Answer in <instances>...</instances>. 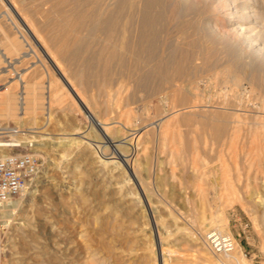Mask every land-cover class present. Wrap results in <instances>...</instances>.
<instances>
[{
  "label": "bare ground",
  "instance_id": "obj_1",
  "mask_svg": "<svg viewBox=\"0 0 264 264\" xmlns=\"http://www.w3.org/2000/svg\"><path fill=\"white\" fill-rule=\"evenodd\" d=\"M31 3H32V0L31 1L30 0L29 1L28 0H0V33L6 36L5 33H6V30L8 29V30H14L15 34L19 33L20 36L22 35V31H24L25 33L27 32L26 34L29 33L33 37H35V41L37 42L36 48L39 47L41 49H44L45 51L44 55H46V57L48 58L49 64L51 63L52 69L59 74V77H61L60 80L62 81V83L64 81L67 88L75 95V97L77 98V101L79 102V105H81L83 112L87 114L86 118H89L91 122L95 124V126L104 136V138L107 139L108 144L117 146V150H115L114 155L111 158L106 159L105 156H103L105 159L104 158L99 159L98 157L97 159L99 161H96L97 159L95 160V162L98 163V168L101 171L105 172L106 174V177L102 179L104 180L103 182L106 183L105 185L106 190L103 191L105 193L103 194L104 196L103 195L102 196L103 197L107 196L106 197L107 199L113 198V204H106L107 206L104 208V211L101 214L97 215L95 219L97 223L96 225L97 231L95 232V237H92L90 232L87 229H84L85 227L83 229L81 228L80 234L79 233L77 234L79 235L78 237H79V240L82 246L81 249L83 250L81 252H82V255L84 256L82 258L83 261H80V262H76V260L74 259L75 257L74 258L72 257L76 262L75 264H170V259L172 258V255H174L173 254L174 251L171 250V244L175 243V245L179 246L180 244H184V243H189V244L192 243L198 248L197 250L199 252L208 251L207 249H210V247L207 244L205 235H206V232L210 230V228L214 230H218L219 232L223 234L230 235L229 221L224 211L221 213V215L219 214V216L218 215H215V216L212 215V217L210 216L209 219L208 217L206 218L204 214L199 215L198 213V215L194 219L193 225H191L192 229L189 230V232L184 231L183 228H180L178 226L179 221H178V218L175 216V214L173 215L172 213H170V219H169L171 222L170 223L171 225H170L169 222L167 221L168 218L165 219V216L164 218H162L163 216L162 217L159 216L158 212L160 210L158 208H155L158 210L150 209L147 212L146 207H148V205L152 206V204L150 203H153V202H150V198L148 199L146 197V191H147L145 187L146 181L144 182V179L142 177L143 174L141 175V168H140L141 166L139 167V164H137V161H136L137 159L140 158V156L137 155L139 154L138 146L140 145L139 144L140 138L134 139V136L137 134L139 136L143 134L147 135L146 132H149V129H146V127H148L149 125L144 126V129H139L137 131L134 129H131V130L136 131V133L141 131L140 133H137V134L133 133V138L127 139L128 136L122 138L121 134L127 135V133L129 132L128 130L126 131L122 130V132L124 131V133L119 134L121 135V137H118L117 133L121 131L122 127L121 128L119 127L120 131L117 132L116 129L118 128H115V127H118V126H115L112 128L110 127L111 126L110 123H108V121L112 118L109 119V117L108 118L105 117L104 118L105 120L106 119L107 120L109 119V120L102 121L101 119H99L100 118L99 116H98L99 118L95 116L97 114L92 113L94 109L91 108V106L93 105L95 106L97 104L96 100L92 98L91 99L92 103L91 102H90L91 104L87 103L84 99L85 97L84 95L86 93L84 92L85 94L83 95L82 94L83 92H81V91L86 90V88L89 85L88 83H90L88 81L83 82L84 81L83 78H86L87 80V78H89L90 75L89 73L88 74L83 73L80 70L81 68H78L76 66L74 67L73 63H71V62H74L75 60L74 58L76 57V55H78L77 50L75 51V49L73 48V43L71 42L73 40H74L73 42H78V41L81 42V39H82V42L85 48L88 49V51L93 50L98 53L97 60L96 59L94 60L98 61L99 65H101L99 68L102 67L101 70L103 69L102 74L99 76L100 77L99 84H101V87L102 86L106 87L107 84L109 83V80H112L110 79L111 78L110 66L113 63H115L114 66L116 65V68H118L117 72L115 73L116 75L115 79L117 78V75H120V76L125 75V77L127 76L128 78L129 77L128 72H126L127 74L126 73L122 74V72L124 71V69L127 71L130 68L131 72L129 70L128 71L131 73L130 74L131 78L130 77L129 78L133 80L134 85L137 87L139 86L142 78H144L145 81H148L149 79L152 80L151 78H149L150 76L148 75L149 71L148 72L145 71L146 73L143 76L140 75L139 72H140L141 66H143V69L152 67L151 70L153 69L154 71L153 72L154 75L152 73L153 77L163 76L162 79L164 78L163 79L164 84H166L167 86L168 85L170 86L169 87L170 89L169 97L170 98L169 97L168 98L173 104L172 105L171 103H169L172 106V110H173L172 113L175 117L180 118V120L184 122L183 124L188 128V130L184 133L182 132L180 133V130H179V133L176 135H174V132L176 133V131L173 130L172 133L174 137H172L168 135L170 134L168 130L170 128V125H169L170 123L168 122V120H165V121L161 120L159 121L160 125L158 126V129L156 131L154 130V133L152 134L153 136L155 135L157 139L159 138L163 140V142H166L167 140H169V136L172 137L170 138L171 141L175 137L178 138L179 143H181L179 139H183L184 143L183 142L181 143L182 147L180 144L178 145H180V148H181V155H183V157L186 156L184 157L185 159L183 158L184 160L186 159L191 160V161L194 160L193 152L195 151V149H198L197 144L199 141H202L203 143H205L206 140H209V142L210 143L212 142V144H215V143L218 144L220 140H221V143H223L224 140L222 141V139H225V140H228V143L229 142L233 143L238 138L237 134L239 136H242V134L244 133L243 134L244 136L242 137H244L245 139V144L243 145L244 146L246 145L245 148L247 147V154L250 156V158L253 161L254 159L252 155L250 154L251 153L250 151L252 150V148L254 150V147H256L257 148L256 150L258 151L257 152L258 160L261 163L264 161V0H55V2L52 3L51 5L52 7L51 9H49V11L45 10L44 12L43 10V12H41L39 15L37 12L40 11V9H37V11H35L34 8L30 6ZM64 5H67V9L62 8V6L64 7ZM41 8L43 9V6ZM50 16H54L56 17V19H54L49 25L48 22L53 19V17H50ZM35 17L39 19L44 18V22L46 19L45 23L49 25V28L44 26L46 27L44 30L43 27L42 28L40 26L37 27L35 22H37L38 24V21H42L41 23L39 22L40 24H42L43 20L36 19L38 21H35L34 19ZM47 19H51V20L47 22ZM189 20H191V22ZM164 21L167 23V25H169V28L178 27L176 29L181 30V31L180 30L178 31L179 38L176 37L178 39L174 43H170V44L167 43L166 38H165V41L162 40L163 42L157 41L158 38L156 37L157 33L155 32V30L158 26L162 25L161 23H163ZM195 22H197L198 25ZM48 29L51 30V33H53L56 37L54 35L53 36L56 39H58L57 42L59 45L55 43L54 41H53L54 43L52 44L54 45L57 44V47L60 46L59 50H63L60 48L61 46H64L66 43L64 42V39H67L65 36L69 37L68 39H72V41L71 40L67 41V43L69 42L71 44L69 46V49H72V48L74 49L70 57V59L72 58L73 60L67 63V65L69 64L68 67L67 65L63 66L66 61L65 62L63 60L61 61V59L56 57L57 53L55 52H58L59 51L58 49H55L56 51L54 52L51 49V52H50V47L44 46L46 38L44 37V35H41V34L43 30L46 31ZM176 29H173V30H176ZM191 30L196 31V33H198L200 36L199 37L200 46L198 45L199 49L197 48V50L195 49L196 48L195 39L193 38L194 40L192 39V41L187 40L189 39V36H187L186 33H189V32L193 33V31ZM179 32H183L184 36L180 35ZM196 33H193V34L197 36ZM3 35H2V42L4 43L5 46L3 45L4 47H2V49L6 47V53L11 52L12 50L14 52V50L16 49L20 50L22 47H26V46H29V48L33 50V48L29 45L30 44L29 40L27 41L25 37H24V40H22V42H18L16 40L8 42L9 39L4 38ZM18 35L16 37H19ZM176 35H177V32H176ZM180 36H183V37H180ZM51 37H52V34L50 38ZM54 37L53 39H55ZM43 38H45V40ZM53 39H50V40L52 41ZM23 42H25V45H22ZM48 43H51V42H48ZM48 43H45V45H47ZM214 46L219 48V54H221L222 57L225 56L226 60L224 59L223 60L224 62L222 61L223 63L220 64L218 68L216 67V70H213L214 72L217 71L215 72V74L212 71L213 76L211 75V77L212 78L214 77L213 78L214 81L216 80V83L218 84L220 83L223 86L224 84L226 86L228 84L230 86L229 89L231 92L230 94L231 98L229 97V100L233 101V104L230 101L231 104H228V105L202 106L200 104L201 105L200 106L198 104L200 103L199 101H201L202 96H200L199 98V94H198L199 92L197 93L198 95H194L196 93L192 94V96L194 95L195 98L194 97L192 98V96L189 97L188 94L190 92H187L185 90L186 86H183L181 84L177 85L176 82L179 81L181 77L184 80L185 79L184 77L189 76L188 73L190 72V69L191 70L194 69L193 70L194 74L197 73L198 69H202V72H203L204 66L208 62L207 60L211 57L210 56L209 58H207V54L208 53L210 54L209 51L213 49ZM46 49L49 51V53L48 51H46ZM194 50H196V52ZM71 51L72 50H70L69 52ZM52 52L55 54H53ZM153 53H156L155 56H152ZM59 54H61V52ZM83 57H86V55ZM86 59L88 58L86 57ZM40 60H41V57H40ZM198 60H201L202 62L198 63ZM68 61H69V58L67 62ZM209 62H212V60L211 61L209 60ZM94 63L92 64L89 63L88 65L85 64V66L86 68L94 67L95 69V65L97 64L93 65ZM125 65H127V67L129 68L126 69ZM7 67H10V65H8ZM113 68L116 69L115 67ZM164 69L166 70L163 72ZM4 71L8 72L9 70L3 69L2 72ZM98 71H100V69ZM113 71L115 72V70ZM97 74L99 73L97 72ZM48 75H49V82L47 81V83L49 85V89L47 90L49 91V93L48 92L47 93L49 97H48L47 103L43 102L45 101L44 99H46L47 97V96L45 97V92H42V89L40 88L41 86L38 88L36 84H32L36 86L34 87L32 85H28L26 82L27 85L26 84L23 85V91L21 93L19 92L17 95L13 87H10V88L6 87L4 91H2L0 88V120L2 119V117L15 116L16 113L17 115H24V114L34 115L38 113L39 111H43V110L48 111L49 113L50 104H52V102L54 103L57 102V104H61L62 101L64 100V96H63L64 93L62 92L63 95L59 93L60 83L58 84L57 79H53L49 73ZM17 76L20 77V78L18 77V80L21 81L22 75L16 74V77ZM195 77L197 76L195 75ZM211 77L210 79H212ZM127 78H125V81L127 80ZM197 78H195V80ZM121 79L119 78V80ZM123 80L124 79H122V81ZM74 81H76L78 85L74 83ZM125 81H123V83ZM128 81H130L129 83H132L131 80L128 79ZM196 81L195 83H197ZM192 83H194V81ZM192 83L190 85H192ZM245 84H247L248 86L244 87ZM48 85H46V88ZM189 89H192V88L189 86ZM140 91L143 92V90H140ZM160 91L162 90L160 89ZM166 92L168 93V90ZM246 93H248V95L245 96V101L248 102V101H251V99L254 100L253 102H256L255 100L259 101L258 105L254 103L257 105L254 107L256 109V112H252L251 110H249V107H248L249 105L244 104L243 96L246 95ZM105 94L106 93H104L103 96H105ZM90 95H94V94H90ZM112 95L114 94H111V96ZM166 97L167 96H165V98ZM197 98L200 99L198 101L199 103H197V105L195 103L192 105L193 101L196 100ZM74 99H73V102H74ZM108 99L109 98H106V100ZM103 100L105 99L103 98ZM108 101H106L107 103H105V101L102 102L104 103L103 106L110 104V106L109 105L108 106L111 108L113 104L109 103ZM73 102H72V105L75 104ZM53 106L55 105L53 104ZM240 106L242 107V110L240 109ZM105 107L107 106H104V108ZM109 107H107V109ZM238 108L240 110H238ZM70 109L72 110L71 107ZM90 109H93V110L91 111ZM97 109L99 111L101 107L100 109L99 108ZM113 109H110V110L112 111ZM74 110L76 109L73 108V111ZM104 110H103L104 113L99 112L100 116L101 115H103V117L104 115L109 116L113 112L114 114H116L115 113L116 110L113 112H110V110H108L110 114L106 110V108ZM96 111L94 110L95 113ZM107 112L108 114L106 115ZM122 115L125 116L124 113ZM129 115H130L128 117L129 119L127 117L126 118L128 119V121H131L132 119L131 113H129ZM115 116L114 118H116ZM21 118H23V116ZM24 118H27V117L25 116ZM144 119L143 121H140V122H145ZM177 121L179 122V119ZM109 122H112V120ZM145 123L143 124L145 125ZM153 123H156V122H153ZM124 125L127 126V122ZM24 126H25V122H24ZM130 126L132 125L130 124ZM140 126H141L140 124H139V127L136 125L137 129L141 128ZM128 127L129 126H127L126 128ZM148 128H150V126ZM114 129L117 132L115 133L117 135L116 138H114L113 135L115 134L112 132V130L115 131ZM77 130L74 134H79V133L81 134V127H79V129ZM132 132L133 131H130L129 133L132 134ZM239 132L240 133L243 132V133H241L240 135ZM30 133H32V131H30ZM111 133L113 134L112 135L113 137H111ZM21 135H14L12 141L20 142L24 149L27 148L29 143H31L33 147L36 144L40 145L41 142L43 143L45 141V140L42 141L43 139H41V140H36L35 142L33 139H30L28 136H23V135L21 136ZM242 137H241V140L243 141ZM73 141L74 139H69V141L67 142V145L65 144V142H60L59 147L63 148V145H66L69 147L70 150L79 149L80 151L81 149L79 148L80 142L74 143ZM1 142H3V140H0V157L8 155L11 152L10 148L6 147L7 145ZM84 145L87 146L86 143ZM84 145L82 144V146ZM128 145L133 147V150H134L133 156L128 155V154L126 155L124 153V152L129 151V148L127 147ZM229 145L231 146L232 144H229ZM88 146L92 147L90 144ZM88 146L85 149L82 148L84 150L82 152V155H85L87 157V160L91 161L94 159L92 156L94 154V151L92 150V148H89ZM69 149L66 150L65 148L66 155L68 152L70 153ZM36 150L37 149L34 148L32 151H36ZM177 151L179 153L180 150L178 149ZM196 152L198 151L196 150ZM130 153L131 152L129 151V154ZM111 154L113 153L110 152V155ZM179 155L180 154H178V157ZM94 156L96 157V155ZM137 156L139 158H137ZM191 161H188V162L191 163ZM261 166L262 164H260V167ZM66 167L68 169V166ZM260 171H262V174H264L263 166L261 167ZM196 172H200L199 176L201 175L205 176L208 174H212L213 171L208 170L204 172V171L199 170ZM128 173L131 175V177H133V180L135 183H131L133 182V180L132 178L129 177ZM81 177H84V176L81 175ZM82 184H83V181H82ZM134 184L135 186L139 187V189H141V192L143 193V197L142 196L138 197V193L134 192V190L136 191V187H132ZM78 192L79 191H77L76 193ZM81 195L82 193L79 194L80 198L85 199V196L81 197ZM232 196H236V195L234 194ZM141 197L143 198V200L141 199ZM239 200L241 202L242 207L245 209H248L250 207L254 208L256 207L255 206L256 204L258 205L261 202L260 200L255 201V198H248V197H244ZM232 202L233 201L231 200V204ZM10 203L11 202L7 203L5 207L7 208V205H9ZM262 207H264V205ZM150 208H154V207L152 206ZM135 212L137 213V216L139 217L142 214L145 216V218L150 217L149 219L148 218L146 219L147 223L143 220L145 222V225H143V228L140 227V225L138 228L133 227L134 226L133 219L135 218L132 217V214ZM169 212H170V209H169ZM5 213H7V211H4V217H7ZM150 222L153 223V227L150 224ZM4 224L7 225L8 221H5ZM172 225L174 226V229L173 228L171 229ZM154 230L158 236L157 243L159 245V248H156L155 244L151 243V240H150L151 235L154 234L152 233V231ZM54 239L56 238L54 237ZM142 241L145 246L144 248H142L143 250H141L140 252V249H139L140 247L138 248V243ZM164 245L165 247L166 246L167 247L164 248ZM210 251L212 252V254L211 252L210 253L202 252V254L199 257L200 260H203L207 263L209 262V264H252L246 260L245 255L242 252V248L239 245H236L235 250L230 254H215L211 249ZM209 254H211L212 256ZM221 258H223V260ZM143 260L146 262L143 263ZM21 264L23 263L21 262ZM38 264H45L44 259L43 260L41 259V261H39Z\"/></svg>",
  "mask_w": 264,
  "mask_h": 264
},
{
  "label": "rangeland",
  "instance_id": "obj_2",
  "mask_svg": "<svg viewBox=\"0 0 264 264\" xmlns=\"http://www.w3.org/2000/svg\"><path fill=\"white\" fill-rule=\"evenodd\" d=\"M53 2H55V0H47V2L46 0H32V3H31L32 5L30 4V6H32L35 11H37V9H40V11L37 12L39 15L41 12H43V10L44 12L45 10L49 11V9H51L52 7L51 5ZM42 6H43V9L41 8ZM62 8L67 9V5H64V7L62 6ZM36 17L34 18L35 21L43 20V23H42L43 25L40 24L42 21H38V24L37 22H35V24L37 25V27L38 26H40L41 28L43 27L44 30L46 27L49 28L50 23L54 19H56V17L50 16V17H53V19L52 18H51L52 20L47 19V22L51 20L48 22L49 24L48 25L47 23H45L46 19L44 22V18L39 19ZM189 21L191 22V20ZM161 24L162 25L158 26L159 28L157 27L155 30V32L157 33L156 37L158 38L157 41L158 42H161L162 40L165 41V38H166L167 43L169 44L174 43L179 38L178 31L180 29L177 30L176 28L178 27L169 28V25H167L165 21ZM167 26L169 29L167 28ZM173 29H176L177 31ZM44 30H43L44 33L42 32L41 35H44V37L46 38V41L49 40L48 42H51V43H48L45 41V43H48V44L45 45L44 43V46H47V47L49 46L50 52H51V49L53 52L56 51L55 49L59 50L60 46L57 47L58 39L55 38L56 36L53 33H51V30L49 29L46 31ZM175 31L177 32V35ZM26 33L22 31V35L20 36L19 33L15 34L14 30H8V29L6 30V33H5L6 36L0 33V46H1L0 47V88L1 90L4 91L6 87L8 88L13 87L17 95L19 92L21 93L23 91V85L26 84V82L28 85L36 84L38 88L41 86L40 88L42 89V92H45V97L46 96L47 97L46 99H44L45 101L43 102L47 103L48 97H49L48 96L49 91L47 90L49 89V85L47 83V81L49 82V75H48L49 73L53 79H57L58 84L60 83L59 93L61 95H63L64 93L63 95L64 100L62 101V103L60 102L61 104H57V102L55 103L52 102V104H50L49 113L48 111H45V110L39 111L38 113L34 115L32 114L31 115L29 114L28 115L26 114L17 115L16 113L15 116L2 117V119L0 120L1 126L15 128L20 131L19 135L22 134L23 136H28L30 139H33L35 142L36 140H41V139H43L42 141L45 140L43 143L41 142L40 145L36 144L35 146L31 147L30 150H28L27 152V153H32L36 155L37 158L39 159L40 167H39V173L37 177L30 184V186L28 187L25 193H23L22 195L16 197L15 199L11 201V203L9 204L10 207L9 205H7V208L4 207V211H7V213H5L7 217H4V212H3V220L8 221V224H7L8 226L4 224L6 240H5V247H4V258H3L2 264H12V263L21 264V262L23 264H38L39 261H41V259L42 260L44 259L45 264H58V263L59 264H75L76 262L83 261L82 258L84 256L82 255V252H81L83 250L81 249L82 247L81 242L78 237L79 235L77 234L78 233L80 234L81 228L83 229L85 227L84 229H87L90 232L91 236L95 237V232L97 231V226H96L97 223L95 219L97 215L101 214L104 211V208L107 206L106 204H113V198L107 199L106 198L107 196L103 197L104 196L103 194L105 193L103 191L106 190L105 189L106 183L103 182L104 180L102 179L106 177V174L105 172L101 171L98 168V163L95 162V160L98 157L99 159H103L104 158L103 156H105L106 159L111 158L114 155L115 150H117V146L108 144L107 139L104 138V136L95 126V124H93V122H91L89 118H86L87 114L83 112L81 105H79V102L77 101V98L75 97V95L67 88L64 81L62 83V81L60 80L61 77H59V74L52 69L51 63L49 64L48 58L46 57V55H44L45 54L44 49H41L39 47L36 48L37 42L35 41V37H33L29 33H28L29 34L28 36V34ZM50 33L52 34L51 38H50L51 36ZM193 33H196V31H193ZM193 33L192 32L186 33L187 36H189V39L187 40L192 41V39L194 38L196 41L195 49L197 50V48L199 49L198 45L200 46V42H199L200 36L198 33H196L197 36H195ZM179 34L184 36L183 32H179ZM2 35L4 38L9 39L8 42L15 41V40L18 42H22V40H24V37H25L27 41L29 40L30 44L29 43L28 44L33 48V50L30 49L29 46H26V47H22L20 50L16 49L14 50V52L12 50L11 52L6 53V47L2 49V47L5 46L4 43L2 42ZM17 35L19 37H16ZM183 36H180V37H183ZM53 37L55 39H53ZM65 37L67 38V39H64V42L66 43L65 45L64 44L63 45L65 47L61 46L60 49H63V50H59V51L57 50L58 52H55L57 53L56 57L61 59V61L62 60L64 62L66 61L65 64L63 62L64 65L62 64L63 66H66L67 63L73 60L72 58L70 59V57L74 49L75 51L77 50L78 55H76V57L74 58L75 59L74 62H71V63H73L74 67L76 66L78 68H81L80 70L83 73L85 74L89 73L90 75L89 78H87V80L86 78H83L84 80L83 82L85 81L90 82L88 83L90 86L88 85L86 90L81 91V92H83L82 93L83 95L86 93L84 95L85 96L84 99L87 103L91 104L92 98L96 100L97 104L95 106L90 105L91 108H93L95 111L97 110L95 113L93 109H90L91 111L93 110L92 113L97 114L95 116L96 117L99 116L100 118L99 117L98 118L101 119L102 121H108L110 118H112L109 121L112 120V122L115 123L116 125L108 121V123H110L111 125L110 127L113 128L115 126H118V127H115V128H118L116 129L117 132L120 131V128L122 127L120 132L117 133L115 129H114L115 131L112 130V132L114 134L117 133L118 137H121L122 135V138L126 136H128L127 139L133 138V133H136L137 130L144 129V126H147V125L150 126V128H148L149 126L146 127V129H149V132H146L147 135L143 134L139 136L137 134L141 132L139 131L136 133L137 135L134 136V139L140 138L139 139L140 145L138 146L139 154H137L138 156H140V158L137 156V158L139 159H137L136 161H137V164H139V167L141 166L140 167L141 175L143 174L142 177L144 179V182L146 181L145 187H146V190L148 191V192L146 191V197L148 199L150 198V202H153L150 204H152V206L154 207V208H150L152 206L148 205L149 208L146 207L147 212L150 209L154 210L155 208H158L160 210L158 212L159 216L160 217L163 216L162 218H164L165 216V219L168 218L167 221L169 222V224L171 223L169 220L170 213H172L173 215L175 214V216L178 218V221H179L178 226L180 228H183L184 231L189 232V230L192 229L191 225H193L194 219L198 215V213L199 215L204 214V216H206V218L208 217L209 219L210 216L211 217L212 215L219 216V214L221 215V213L224 211L229 221L230 235L236 241V245H239L242 248V252L244 253L246 260L252 264H264V207H262L264 205L263 204L264 202V174H262V171H260L261 167L262 166L264 167V161L261 163L259 162L258 156H257L258 151L256 150L257 149L256 147H254V150L252 148V150L250 151L251 152L250 154L252 155L254 159L252 161L250 156L247 154V147L245 148L246 145L245 146L243 145L245 144V139L244 137H242L244 136L243 135L244 133L241 132L243 133L242 136H239L237 134L238 138L233 143H230V142L228 143V140H225V139H222V141L224 140L223 143H221V140H220L218 144H216L215 142H213L215 144H212V142L210 143L209 140H206L205 143H203L202 141H199L197 144L198 149H195V151L193 152L194 160L193 158H192L193 161L188 160V159H186L187 161L184 160L185 159L184 157L186 156L183 157V155H181V148H180V145L182 147L181 143L182 142L184 143V140L179 139L181 142L179 143L178 138L175 137L174 138L175 141L174 139H172L171 141L170 138L174 137L172 133L173 130L176 131V133L174 132V135H176L179 133V130H180V133L181 132L184 133L188 130V128L183 124L184 122L180 120V118L175 117L172 113L173 111L172 106L169 104V103L172 104V102L169 100L170 98L169 97V90H170L169 87L170 86L169 85L167 86L166 84H164V81H163L164 78L162 79L163 76L153 77L154 71L153 69L151 70L152 67L143 69V66H141L142 68L140 67V72H139L140 75L143 76L146 72L149 71L148 75H150L149 78H151L152 80L149 79L150 81L149 80L145 81L144 78H142L139 86L137 87L134 85L133 80L130 79L131 70L129 67H127L128 64L125 65V68L126 69L129 68L128 70L130 72L124 69L122 74L128 72V76L130 78L129 77L127 78V76L125 77V75L123 76L121 74L122 76L117 75V78L115 79V76H116L115 73L117 72L118 68H116V65L114 66L115 63H113L110 66V70H111L110 79L112 80H109V83L107 84L106 87H103V86L101 87V84H99V80H100L99 76L102 74L103 69L101 70L102 67L99 68L101 65H99L98 61H96L98 57L97 55L98 53L93 50L88 51V49L85 48L81 38H80L81 42L80 41L73 42L74 40L72 41V39H68L69 37L67 36ZM45 38L43 39L45 40ZM49 38L53 40L51 41ZM70 40L72 41L71 43H73L74 49L72 47H70L72 49H69V46L71 44L69 42L67 43V41H70ZM53 41L57 44L55 45L52 44L54 43ZM22 45H25V42H23ZM213 49L209 51L210 54L209 53L207 54V58L211 56L210 57L211 59L209 58L207 60L208 62L204 66L203 72H202V69H198L197 73L194 74L193 73L194 69L193 70L190 69V72L188 73L190 77L189 76L184 77L185 78L184 80L181 77L180 80L176 82L177 85L181 84L183 86H186L185 90L187 92H190L189 94L187 93L189 97H191L192 94L194 93H196L194 95L199 94V98L200 96H202L201 101H199L200 99L197 98L196 100L193 101L192 105L194 103L197 105V103L199 102L200 103L198 105L201 104L202 106H213V105L222 106V105L231 104V102L233 104V101L229 100V97L231 94L230 89H229L230 86L228 84L227 86L225 84L223 86L220 83L219 85L218 83H216V80L214 81L213 79L214 77L213 78L211 77V75L213 76L212 71L216 70V67L218 68L219 65L222 64L224 62L223 60L226 58L225 56L222 57L221 54H219L218 47L214 46ZM68 50L69 51L72 50V51L69 52ZM196 50L194 51L196 52ZM46 51L48 50L46 49ZM60 52L61 54H59ZM155 54L156 53H153L152 56H155ZM85 55L88 59H86V57H83ZM40 57H41V60H40ZM68 58H69V61L67 62ZM209 60L210 61L212 60V62H209ZM8 61L13 64V68L7 67ZM201 62H202L201 60H198V63H201ZM89 63L91 64L94 63L93 65L97 64L95 65V69L94 67L86 68L85 64L88 65ZM111 67L112 68L115 67L116 69L114 68L112 69ZM98 68L100 69V71H98L99 70ZM3 69H8L9 71L2 72ZM113 70H115V72ZM165 70L166 69H164L163 72ZM97 72L99 74H97ZM16 74L22 75L21 81H19L16 78ZM195 75L198 78L195 77ZM118 77L120 79L121 78L124 79L123 81H125V78H127V80L123 83L122 79L119 80ZM210 77L212 79H210ZM195 78H197L196 79L197 81L195 80ZM128 79L131 80L132 83H129L130 81H128ZM193 81L194 83H192ZM195 81L197 83H195ZM74 83L77 84L76 81H74ZM191 83L192 85H190ZM63 84L66 86V88ZM46 85H48L47 88H46ZM245 85L244 87L248 86L247 84ZM32 86L36 87L35 85H32ZM189 86L192 89H189ZM138 89L143 90V92ZM160 89L162 91H160ZM167 90H168V93L166 92ZM89 93L94 94V95H90ZM104 93H106L105 96H103ZM110 93L114 95L111 96ZM194 95L192 96V98L194 97ZM247 95L248 93H246V95L243 96L244 104L249 105L248 106L249 110H251L252 112H256V109L254 107L258 105L259 101L255 100L256 102H253L254 100L251 99L252 102L248 101L250 102L248 103L247 101H245V96ZM65 96H67L68 99ZM165 96L167 97L165 98ZM103 98L105 100H103ZM106 98H109L108 99L109 101L106 100ZM73 99H74V102H73ZM104 101L105 103H107L106 101H108L109 103L113 104L111 108L109 107L110 104H108L109 106L108 105H104V106H107L110 109L114 108L111 111L109 108L107 109V107H105L106 110L107 111L110 110V112H113L116 110L115 111L116 114H114V112L110 114V112L108 111L110 114L109 116L107 115L108 112L106 113L107 116L105 115L104 117L103 115L100 116V113L102 112L104 113L105 111L104 110L105 108L103 106L104 103H102ZM72 102L75 104L72 105ZM254 103H256L257 105ZM53 104L55 106H53ZM70 107L72 108V110L70 109ZM73 108L76 110L73 111ZM97 108H99L100 110L98 111ZM240 109L242 110L241 106H240ZM240 109L238 108V110ZM123 113L125 116L122 115ZM129 113H131V118L133 119V120L131 119V121H128L129 119L128 117L130 116ZM22 116L23 118H21ZM25 116L27 118H24ZM114 116L116 118H114ZM105 117L106 118L109 117V119L105 120L104 119ZM176 118L177 120L179 119V122L176 120ZM143 119L148 124L145 122H140V121H143ZM161 120H164V121L168 120V122L170 123L169 124L170 128L168 129L170 134L168 135L172 137L169 136V140H167L166 142H163V140L159 138L157 139L155 135L153 136L152 134L154 133V130L156 131L158 129V126L160 125L159 121ZM24 122H25V126H24ZM126 122H127V126H129L128 128H126L127 126L124 125L126 124ZM153 122H156V123H153ZM129 123L132 126H130ZM143 123H145V125ZM139 124L141 125L140 126L141 128L137 129L136 125L139 127ZM79 127H81V134L80 133L74 134L76 130L79 129ZM131 129H134L136 131L131 130ZM122 130L124 131L128 130L129 132L130 131H133V132L132 134L128 132L127 135H125V134H121V133H124V131L122 132ZM30 131H32V133H30ZM241 133L239 132L240 135ZM112 135L113 134L111 133V137L113 136L114 138L117 137L116 134H115L116 136L115 135L112 136ZM62 136L64 139L62 138ZM241 137L243 141L241 140ZM69 139H74L73 141L74 143L80 142V146H79V148H81L80 151L79 149L70 150L69 147L66 146ZM60 142H65L66 145H63V148L59 147ZM83 142H85L87 146L89 144L92 146V147L88 146L89 148H92V150L94 151V154L92 155L94 159L91 161H88L87 157L85 155H82V152L84 151L83 149L87 147L84 145L85 143ZM82 144L84 146H82ZM229 144H232V145L230 146ZM127 147L129 148V151L132 154L131 153L129 154V151L124 152V153L126 155L128 154V155L133 156L134 155L133 147L130 145H128ZM34 148H36L39 151L37 150L32 151ZM65 148L66 150L68 149L70 150V153L68 152L67 155L65 152ZM130 149H132L133 151ZM176 149L180 150L179 153ZM196 150L198 152H196ZM175 151L177 154L175 153ZM110 152L113 154L110 155ZM178 154H180L179 157H178ZM94 155H96V157ZM96 161H99V160L97 159ZM188 161H191V163L194 165H192ZM260 164H262L261 167H260ZM66 166H68V169ZM195 169L196 171L201 170V171L206 172L208 170L209 171L212 170L213 172L212 174H208L205 176L204 175L199 176L200 172H196ZM81 175L84 177H81ZM128 175L133 180V177H131L129 173ZM81 180L83 181V184ZM131 183H135L134 180ZM132 187H136V191L134 190V192L138 193V197L139 196L143 197V193L141 192V189H139V187L135 186V184ZM76 190L79 192L76 193L77 192ZM81 193H82L81 197L85 196V199L80 198L79 194ZM234 194L236 196H232ZM142 197L141 199L143 200ZM244 197L255 198V201L260 200L261 202L258 205L256 204L255 205L256 207L254 208L250 207L248 209H245L242 207L241 202L239 200ZM231 200L233 201L232 204H231ZM227 204L230 206H228ZM11 205H13L14 207ZM158 209H155V210H158ZM169 209H170V212H169ZM132 217L135 218L133 219L134 228H138L139 225L140 227L143 228V225H145V222L147 223L146 219L150 218V217L145 218L143 214L139 217L137 216L136 212L132 214ZM150 224L153 227V223L150 222ZM172 228L174 229L173 225L171 226V229ZM210 230L212 229L210 228ZM210 230H208L206 234ZM152 233L154 234L151 235V238H150L151 243L155 244L156 248H159V245L157 243L158 236L155 233V230L152 231ZM54 237L57 240L54 239ZM144 246L145 245L143 241L138 243V248L140 247L139 248L140 252L141 250H143L142 248H144ZM166 247L164 245V248ZM197 249L198 248L192 243L190 244L184 243V244H180L179 246L175 245V243L171 244V250L174 251L173 253L174 255H172V258L170 259V264H202V263L209 264V262L207 263L203 260H200L199 257L202 254V252L210 253L211 252L210 249H207L208 251H200V252ZM72 257L73 258L75 257L74 259L76 260V262ZM221 259L223 260V258ZM145 262L146 261L143 260V263Z\"/></svg>",
  "mask_w": 264,
  "mask_h": 264
},
{
  "label": "built area",
  "instance_id": "obj_3",
  "mask_svg": "<svg viewBox=\"0 0 264 264\" xmlns=\"http://www.w3.org/2000/svg\"><path fill=\"white\" fill-rule=\"evenodd\" d=\"M10 68L13 64L8 61ZM19 75V74H18ZM19 76L16 78L18 79ZM20 78V77H19ZM15 128L0 125V140L10 148L8 155L0 157V264L3 263L5 247V227L3 220L4 207L16 197L25 193L39 173V159L32 153H27L31 143L23 148L20 142H13V136L19 135ZM206 241L215 254H230L236 248V241L231 235L218 230H210Z\"/></svg>",
  "mask_w": 264,
  "mask_h": 264
}]
</instances>
